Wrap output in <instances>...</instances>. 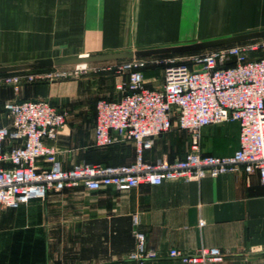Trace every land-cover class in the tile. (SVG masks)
Returning a JSON list of instances; mask_svg holds the SVG:
<instances>
[{
    "label": "crops",
    "instance_id": "obj_1",
    "mask_svg": "<svg viewBox=\"0 0 264 264\" xmlns=\"http://www.w3.org/2000/svg\"><path fill=\"white\" fill-rule=\"evenodd\" d=\"M262 32L264 0H0V69L66 56L137 53L179 60ZM162 67L144 70L147 88H161ZM101 98H121L111 78L26 84L18 94L0 89V124L8 123L4 102L46 100L66 114L56 139L47 141L63 169L130 163L136 157L132 144L94 143ZM188 139L185 130L174 128L143 157L172 162L187 153ZM238 147L235 122L201 130L202 155L231 156ZM135 230L157 254L142 264H185L170 258L169 250L193 255L201 248L217 249L220 258L198 264H264V185L257 174L239 170L126 191L66 188L0 210V264H134Z\"/></svg>",
    "mask_w": 264,
    "mask_h": 264
},
{
    "label": "built area",
    "instance_id": "obj_2",
    "mask_svg": "<svg viewBox=\"0 0 264 264\" xmlns=\"http://www.w3.org/2000/svg\"><path fill=\"white\" fill-rule=\"evenodd\" d=\"M157 65L163 66V84L159 89H149L143 72ZM116 72L125 76L117 85L121 98L96 102L94 143L98 147L131 143L135 159L119 165L81 163L63 169L57 149L47 141L56 139L66 114L42 99L6 101L2 109L8 123L0 124V210H15L66 188L126 191L239 170L257 174L264 185V38L179 60L126 59ZM67 76L68 72L57 69L5 73L0 74V88L18 94L25 84ZM227 122L239 126L238 149L231 156L202 155L201 130ZM174 128L188 132L187 153L172 162L146 161L143 154L152 148L154 140ZM133 224L137 228V216ZM134 236L136 251L130 261L142 264L154 260L157 254L147 249L145 234L135 230ZM168 256L198 264L218 260L220 252L201 248L187 255L171 249Z\"/></svg>",
    "mask_w": 264,
    "mask_h": 264
},
{
    "label": "water",
    "instance_id": "obj_3",
    "mask_svg": "<svg viewBox=\"0 0 264 264\" xmlns=\"http://www.w3.org/2000/svg\"><path fill=\"white\" fill-rule=\"evenodd\" d=\"M264 38V32L260 33L258 36H250L246 38H241L229 43H240L245 41H253L257 39ZM141 56L137 53H126V54H114V55H105V56H91V57H81V56H66L60 58H47L35 60L30 64L15 66V67H6L0 69V73H10V72H22L30 70H39V69H48L52 67H62L69 65H80L83 63L90 62H100V61H113V60H126L132 58H140Z\"/></svg>",
    "mask_w": 264,
    "mask_h": 264
},
{
    "label": "rangeland",
    "instance_id": "obj_4",
    "mask_svg": "<svg viewBox=\"0 0 264 264\" xmlns=\"http://www.w3.org/2000/svg\"><path fill=\"white\" fill-rule=\"evenodd\" d=\"M122 60H114V61H107V62H90V63H83L85 64L84 68H80V65H69V66H64V67H52L48 70H61V71H66L69 73V76L67 78H56L51 82H57V81H62V80H73V79H80V78H88L92 76H97V77H104V78H111L114 80L115 85H118L124 81L125 76L118 74L117 67L120 64ZM153 67V66H148ZM46 70V69H42ZM54 72V71H50ZM49 82V81H45ZM26 85V84H25ZM0 89H7V88H0ZM53 106V105H52ZM55 107V106H54ZM59 109L58 107H55ZM60 111L64 112L63 109H59ZM66 121V120H65ZM188 133V132H187ZM188 140L190 143V136L188 134ZM125 144V143H124ZM128 144V143H126ZM131 144V143H129Z\"/></svg>",
    "mask_w": 264,
    "mask_h": 264
}]
</instances>
